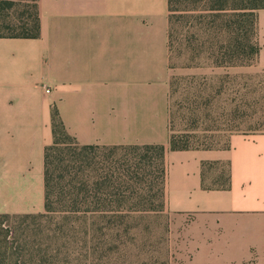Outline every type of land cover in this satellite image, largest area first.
Instances as JSON below:
<instances>
[{"label": "crops", "instance_id": "crops-1", "mask_svg": "<svg viewBox=\"0 0 264 264\" xmlns=\"http://www.w3.org/2000/svg\"><path fill=\"white\" fill-rule=\"evenodd\" d=\"M38 38L0 37V214L46 212L53 111L81 145L167 148V210L194 259L264 264V132L170 149L169 0H38ZM264 68V10L259 12ZM226 177L225 180L223 177Z\"/></svg>", "mask_w": 264, "mask_h": 264}, {"label": "rangeland", "instance_id": "rangeland-1", "mask_svg": "<svg viewBox=\"0 0 264 264\" xmlns=\"http://www.w3.org/2000/svg\"><path fill=\"white\" fill-rule=\"evenodd\" d=\"M4 1L14 6L8 10L0 4L6 8L0 17L12 19V25L37 13L38 0ZM169 55L170 137L191 149H214L228 147L233 134L264 132V68L257 61L227 68L192 66L189 49L177 43ZM64 147L53 151L56 183L64 174L60 160L72 157L61 152ZM154 173V193L159 195L117 226L101 215L65 213L58 194L48 216L0 214L2 253L18 258L17 264H203L190 251L186 222L167 210L158 165Z\"/></svg>", "mask_w": 264, "mask_h": 264}, {"label": "trees", "instance_id": "trees-1", "mask_svg": "<svg viewBox=\"0 0 264 264\" xmlns=\"http://www.w3.org/2000/svg\"><path fill=\"white\" fill-rule=\"evenodd\" d=\"M0 4L8 10L14 6L11 1L3 0ZM263 9L264 0H169V49H174L176 43L185 46L191 53L192 66L197 67L253 65L262 50L257 12ZM4 10L1 6L0 12ZM0 22L1 38L40 36L38 5L35 15L17 25H12V19L7 17H0ZM53 129L54 144L45 150L46 212L27 216H48L55 209L54 196L58 194V202L65 204V213L82 217L101 215L117 226L120 219L140 211L156 194V165L162 173L160 191L166 193L165 145H81L68 133L56 108ZM177 138L170 137L171 150L191 149L189 145H180ZM71 143L74 147L69 146ZM63 145L61 152L67 151L72 157L60 160L65 162L64 174L57 177L60 182L56 183L53 151ZM67 173L70 179L66 178ZM17 261L18 258L2 253L0 246V264Z\"/></svg>", "mask_w": 264, "mask_h": 264}]
</instances>
